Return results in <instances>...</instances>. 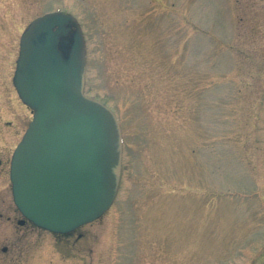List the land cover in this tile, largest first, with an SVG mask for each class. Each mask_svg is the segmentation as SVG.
Listing matches in <instances>:
<instances>
[{
  "label": "rangeland",
  "instance_id": "374dc122",
  "mask_svg": "<svg viewBox=\"0 0 264 264\" xmlns=\"http://www.w3.org/2000/svg\"><path fill=\"white\" fill-rule=\"evenodd\" d=\"M54 10L83 32L85 95L119 120V186L66 235L0 218V260L264 264V0H0V156L31 118L11 85L19 37Z\"/></svg>",
  "mask_w": 264,
  "mask_h": 264
},
{
  "label": "water",
  "instance_id": "95a60500",
  "mask_svg": "<svg viewBox=\"0 0 264 264\" xmlns=\"http://www.w3.org/2000/svg\"><path fill=\"white\" fill-rule=\"evenodd\" d=\"M84 71V38L70 14L44 13L21 33L12 84L31 120L11 155V196L26 220L54 234L100 217L119 184V124L84 94Z\"/></svg>",
  "mask_w": 264,
  "mask_h": 264
},
{
  "label": "flooded vegetation",
  "instance_id": "af4514ba",
  "mask_svg": "<svg viewBox=\"0 0 264 264\" xmlns=\"http://www.w3.org/2000/svg\"><path fill=\"white\" fill-rule=\"evenodd\" d=\"M16 58H17V54H16L15 59H14V68H15ZM12 75H13V73H12ZM11 85H12V76H11ZM12 87H13V85H12ZM13 89H14V87H13ZM14 91H15V89H14ZM12 104H14V103H12ZM7 124H9V123L7 122ZM10 132H11V129H9V133ZM11 153H12V151H11ZM11 153L7 157H4V155L0 156V175L3 173L5 167H6V173L8 175ZM9 212H11V209H9L6 205V207H4L3 209L0 210V218H4L5 221H13L20 228H24V227L25 228H27V227L33 228V225L29 221H27L24 217H22V215L19 213V211L16 209L15 206L12 208V215H10ZM12 247H13L12 244H11V246L2 245V246H0V253L2 255H5L9 252L10 248L13 249ZM15 251H16V253H18L17 250H15ZM5 262H6V260L4 258H2L0 260V264H5Z\"/></svg>",
  "mask_w": 264,
  "mask_h": 264
}]
</instances>
